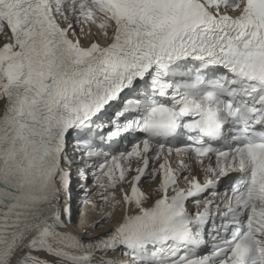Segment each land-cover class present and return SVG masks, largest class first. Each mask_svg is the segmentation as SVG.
Listing matches in <instances>:
<instances>
[{
    "label": "snow or ice",
    "instance_id": "6c2138e0",
    "mask_svg": "<svg viewBox=\"0 0 264 264\" xmlns=\"http://www.w3.org/2000/svg\"><path fill=\"white\" fill-rule=\"evenodd\" d=\"M0 35V264H264V0H0Z\"/></svg>",
    "mask_w": 264,
    "mask_h": 264
},
{
    "label": "bare ground",
    "instance_id": "6f19581e",
    "mask_svg": "<svg viewBox=\"0 0 264 264\" xmlns=\"http://www.w3.org/2000/svg\"><path fill=\"white\" fill-rule=\"evenodd\" d=\"M151 187H154V185H152V186H149V185H145V191L147 192V191H151ZM82 212L84 213V215H81V213H80V211L78 212V215H77V217H76V220L74 221V225L75 226H69L67 229H65V231H67V232H71V233H74V234H77V235H82V228H83V226H84V224H82V223H84L85 221H82L84 218H85V216H86V214H87V210H82ZM120 215H121V213L118 211L116 214H115V217H114V219H113V221L111 222V223H109V224H106L105 225V227L103 228V229H98V230H96V231H94L93 233H92V235L91 236H83L82 238L84 239V240H92V239H95V238H97V237H99V236H101V235H104V234H106L107 232H109V231H111L112 230V228L115 226V222H116V220H118L119 218H120ZM97 219H94V220H96V221H98V219H100L101 217L98 215L97 217H96ZM92 219H90L89 221H91ZM82 221V222H81ZM77 225V226H76ZM42 257H46V256H44V254L43 253H41L40 254ZM50 258V257H49ZM51 260V259H50Z\"/></svg>",
    "mask_w": 264,
    "mask_h": 264
},
{
    "label": "rangeland",
    "instance_id": "374dc122",
    "mask_svg": "<svg viewBox=\"0 0 264 264\" xmlns=\"http://www.w3.org/2000/svg\"><path fill=\"white\" fill-rule=\"evenodd\" d=\"M40 254H41V253H39L38 255H40ZM43 258H45V259H49V260L52 259L51 257H50V258H49V257H43Z\"/></svg>",
    "mask_w": 264,
    "mask_h": 264
}]
</instances>
